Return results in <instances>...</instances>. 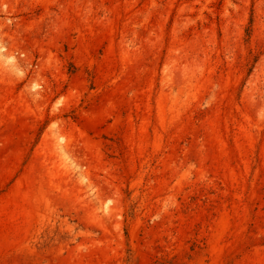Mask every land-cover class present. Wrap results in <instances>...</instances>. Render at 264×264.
<instances>
[{
    "label": "rangeland",
    "instance_id": "obj_1",
    "mask_svg": "<svg viewBox=\"0 0 264 264\" xmlns=\"http://www.w3.org/2000/svg\"><path fill=\"white\" fill-rule=\"evenodd\" d=\"M0 264H264V0H0Z\"/></svg>",
    "mask_w": 264,
    "mask_h": 264
}]
</instances>
